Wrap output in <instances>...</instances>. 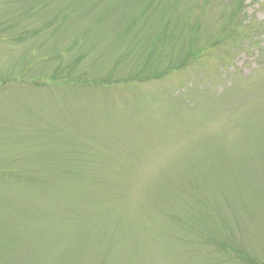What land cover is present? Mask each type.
<instances>
[{"label":"rangeland","instance_id":"rangeland-1","mask_svg":"<svg viewBox=\"0 0 264 264\" xmlns=\"http://www.w3.org/2000/svg\"><path fill=\"white\" fill-rule=\"evenodd\" d=\"M0 264H264V0H0Z\"/></svg>","mask_w":264,"mask_h":264}]
</instances>
